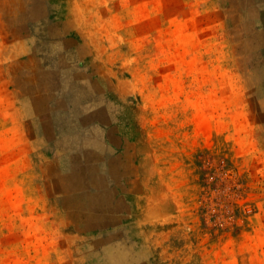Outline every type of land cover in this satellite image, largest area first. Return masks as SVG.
Segmentation results:
<instances>
[{"label":"rangeland","instance_id":"obj_1","mask_svg":"<svg viewBox=\"0 0 264 264\" xmlns=\"http://www.w3.org/2000/svg\"><path fill=\"white\" fill-rule=\"evenodd\" d=\"M0 264H264V0H0Z\"/></svg>","mask_w":264,"mask_h":264}]
</instances>
